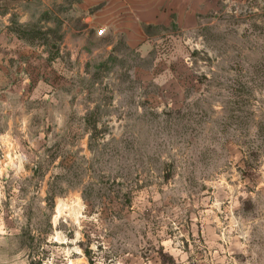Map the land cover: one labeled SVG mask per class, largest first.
Returning <instances> with one entry per match:
<instances>
[{
    "label": "rangeland",
    "instance_id": "obj_1",
    "mask_svg": "<svg viewBox=\"0 0 264 264\" xmlns=\"http://www.w3.org/2000/svg\"><path fill=\"white\" fill-rule=\"evenodd\" d=\"M0 264H264V0H0Z\"/></svg>",
    "mask_w": 264,
    "mask_h": 264
},
{
    "label": "built area",
    "instance_id": "obj_2",
    "mask_svg": "<svg viewBox=\"0 0 264 264\" xmlns=\"http://www.w3.org/2000/svg\"><path fill=\"white\" fill-rule=\"evenodd\" d=\"M105 33H106V28L102 27L101 29L98 30L97 35L104 36Z\"/></svg>",
    "mask_w": 264,
    "mask_h": 264
}]
</instances>
